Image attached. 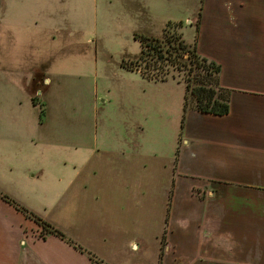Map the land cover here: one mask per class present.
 Returning a JSON list of instances; mask_svg holds the SVG:
<instances>
[{"label": "rangeland", "instance_id": "1", "mask_svg": "<svg viewBox=\"0 0 264 264\" xmlns=\"http://www.w3.org/2000/svg\"><path fill=\"white\" fill-rule=\"evenodd\" d=\"M167 1L178 6V12H182V5L185 8V4L180 1ZM203 1L188 0L189 9H184L186 12L179 18L171 16L168 11L164 27L154 23L146 29H140L138 23L144 20L132 18L133 0H0V130L9 127V117L11 118L6 111V101H9V93H14V89L9 87L12 63L14 60H30L31 63L35 58L44 61L43 68L28 66L31 75H23L19 79L18 86L24 90V101H27L25 105H28L29 111V119L24 124L27 130L25 127L20 129L23 132L24 149L17 153L9 148V155L15 156V160L9 162L13 165L12 174L15 176L9 172L8 178L3 172L0 173L3 175L0 177V187L7 188V183L9 184V195L0 189V197L8 196L9 202L4 201L9 203V207L26 217L30 224L29 235H47L39 222L41 220L59 228L66 239L72 241L68 237L71 236L73 225L70 220L71 201L76 193L70 192L72 187L77 185L83 188L88 185L86 182L89 180H98L99 170L120 171L123 165L119 164L114 155L118 151H114L113 163V157L106 154V149L115 136L116 139L119 134L128 137L127 130L131 127L132 133L139 135L140 145L135 143L138 145L135 151L130 149V145L128 148L142 158L136 165L138 175L135 178L125 177V186H134L140 178L142 185L150 192L154 187L158 188L156 196L159 209L156 211L143 208L135 211L133 197H128L126 210L119 213L125 218L124 229L134 232L133 235L127 233L123 244H116L115 258H111V262L188 263L187 258L181 255V244H172L174 248H171L169 243L170 238L181 234L182 228L185 229L188 225L185 220L177 226H174L175 220L172 224L170 222L175 193L183 185L184 194L187 193L185 186L189 189L188 198L191 201L188 233L198 234L201 241L205 235L208 236L206 241L201 242V248H197L199 255L197 254L193 262L214 264V236H229L228 226L221 228L216 221L223 214V210L217 208L219 204L216 206L215 203L223 201L225 190L223 186L215 183H205L193 178L183 179L179 175L177 163L184 146L182 125L186 116L183 113L184 72L170 69L163 76L166 80L161 81L152 79L156 72L152 69L129 72L122 67L123 60L134 59L141 52V44L134 39L131 32L141 33L147 30L151 36L161 37L164 28L171 24L188 44L193 45L196 35L198 36L196 28ZM141 5L144 4H137L142 10ZM15 8L18 18L14 22L20 25L19 28L18 25L13 28L16 36L12 31L9 32V23H13L9 15ZM43 9L48 14L47 25H32L30 20L35 18L30 17ZM17 39L20 43L15 46ZM24 43L27 44L24 46ZM43 58L45 59L42 60ZM81 123L92 124L93 130L82 129V132L87 131L89 135L76 137L77 142L81 143V147L76 149L74 144L70 145L71 127ZM41 124H44L43 127L39 126ZM20 130L11 129L13 140L21 142ZM7 144L9 140L6 138L0 140V156L7 153ZM75 154L79 157L92 155L93 163L88 161L90 170L72 184ZM107 156L112 162L107 160ZM155 160L158 164L156 171L151 168L150 163ZM124 163L129 169L128 162ZM37 168L40 169L37 171ZM30 169L35 170L32 177ZM25 170L28 173L24 179L29 182V186L24 183L22 176L17 177ZM94 181L91 184H95ZM34 184L35 187H31ZM21 198L26 204L22 205ZM85 198L86 196L75 199L80 204ZM1 199L3 200L2 197ZM57 201L61 203L60 210ZM32 204L42 208L45 206L48 214L46 211V214H38V207H31ZM30 207L37 210V213ZM80 211L83 210H78ZM137 213L141 214L140 218L133 217ZM177 213L182 215V211ZM235 233L236 236L245 237L244 227H239ZM75 241L77 242L76 239ZM72 243L75 247H80L74 241ZM190 245L187 244V248ZM206 250L210 257L201 258ZM189 262L193 264L190 260Z\"/></svg>", "mask_w": 264, "mask_h": 264}, {"label": "crops", "instance_id": "2", "mask_svg": "<svg viewBox=\"0 0 264 264\" xmlns=\"http://www.w3.org/2000/svg\"><path fill=\"white\" fill-rule=\"evenodd\" d=\"M174 1L184 3L185 8L182 5V9L188 11V0ZM139 2L144 4L141 5L142 10L137 6ZM133 3L132 18L144 20L138 23L140 29H146L154 23L164 27L167 23L168 11L176 18L186 12L185 10L178 12V6L174 3L170 4L167 0H133ZM15 10L16 8L9 15L13 20V23L11 20L12 24L9 23V32L12 31V34L13 28L17 25V28L20 27L18 22H14V19L18 18ZM46 16H48L47 11L38 10L35 16L30 17V19L35 18L30 20L31 24L45 27ZM141 33L150 35L147 30ZM134 34L135 32H131L133 37ZM19 43L17 39L15 46ZM26 44L24 43V46ZM196 47L199 55L221 66V86L231 91L230 111L228 115L222 117L193 110L187 112L182 129L184 146L177 163L179 175L183 179H199L201 182L215 183L224 187H222L225 190L223 201L215 203L216 206L219 204L217 208H222L223 214L218 216L216 221L221 228L224 225L228 226L229 236L222 235V238L218 237V234L214 236L216 244L213 252L214 264H264V0H204ZM20 50L21 46H19ZM43 62L35 58L31 63L30 60H14L11 65L13 71L9 74V87L14 89V93H9V101H6V111L11 118L9 117V127L0 130V140L2 138L9 140V144L5 145L7 153L0 156V173L3 172L8 178L9 172L15 176L12 174L13 165L9 164L15 160V156L9 155V148L17 153L24 149L23 132L20 129L25 127L27 130L24 124L29 119L28 105H25L27 101H24L26 95H23L24 90L20 89V85L18 86L19 79L23 75H31L28 66L43 68ZM43 125L39 126L43 127ZM74 126L76 127H71L70 145L74 144L78 149L81 143L77 142L76 137L89 135L87 131L82 132L83 128L86 130L93 128L92 124L88 123ZM135 126L138 128L137 125ZM11 129L20 130L21 142L13 140ZM132 130L131 127L127 130L128 137L119 134L116 139L115 136L106 149V154H111L113 157V163L116 156L119 164L123 165L119 172L99 170L98 180L91 179L83 188L76 185L70 191L76 193L70 209L72 211L70 220L73 221L72 237H68L80 247L72 245V241V244H69L49 234L29 235L30 224L26 221V217L11 209L9 203L0 197V264H113L111 258H115L116 244H123L127 233L133 235L134 232L124 229L125 218L119 213V211L124 213L126 210L128 197H133L135 211H141L143 208L156 211L159 209L156 196L158 188L154 187L150 192L145 185H142L140 178L136 180L134 186H125V177L135 178L138 175L136 165L142 158L140 154L136 155L128 148L130 145V149L135 151L138 146L135 143L140 145L139 135L136 136ZM115 150L118 152L114 154ZM75 155L72 184L90 170L87 162L93 163L92 155L86 157ZM107 160L110 161L108 156ZM125 161L130 165L129 169L124 166ZM150 163L151 168L156 171L158 166L156 160ZM29 171H32L31 174L29 173L32 177L35 170ZM26 173L28 170L22 171L17 177L22 176L24 183L29 186V182L24 179ZM92 181L95 184H91ZM7 186L0 189L9 195L8 183ZM31 187H35V184ZM183 189L182 185L175 193V205L170 222L172 224L175 220L174 226H177L185 220L188 225L187 228H182L181 234L170 238L169 243L171 248L172 244L180 243L181 255L187 258V264H191L189 260L193 262L197 254L199 255L201 242L206 241L208 236L205 235L201 241L198 234L188 233L191 201L188 198L187 186H185L186 194ZM83 196H86L85 200L78 204L75 198L82 199ZM20 201L22 205L26 204L23 198ZM57 203L60 210L61 203L59 201ZM31 207L38 206L35 204ZM37 209L40 215L48 214V208L45 206ZM32 210L37 213V210ZM78 210L83 211L78 212ZM177 211H182V215H178ZM133 217L140 218L141 214L137 213ZM239 227H244L245 237L236 236L235 231ZM187 244L192 246L187 248ZM135 247L138 249L137 246ZM204 252L205 255L201 258L210 257L207 250Z\"/></svg>", "mask_w": 264, "mask_h": 264}, {"label": "trees", "instance_id": "3", "mask_svg": "<svg viewBox=\"0 0 264 264\" xmlns=\"http://www.w3.org/2000/svg\"><path fill=\"white\" fill-rule=\"evenodd\" d=\"M199 17L197 33L201 14ZM134 39L140 42L141 52L134 59L123 60L124 69L129 72L152 69L156 71L152 79L161 81L166 80L163 76L167 75L170 69L182 71L185 75L184 115L190 110L220 117L229 114L231 91L221 86V66L199 55L196 47L197 35L194 44H188L182 35L168 24L161 37L135 33ZM1 197L9 202L8 196ZM39 222L46 234L72 244L58 228L45 221Z\"/></svg>", "mask_w": 264, "mask_h": 264}]
</instances>
